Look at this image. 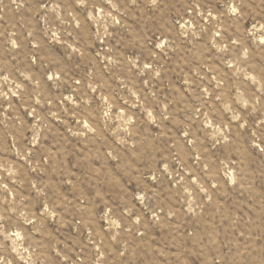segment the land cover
<instances>
[{"label": "rangeland", "instance_id": "obj_1", "mask_svg": "<svg viewBox=\"0 0 264 264\" xmlns=\"http://www.w3.org/2000/svg\"><path fill=\"white\" fill-rule=\"evenodd\" d=\"M0 264H264V0H0Z\"/></svg>", "mask_w": 264, "mask_h": 264}]
</instances>
